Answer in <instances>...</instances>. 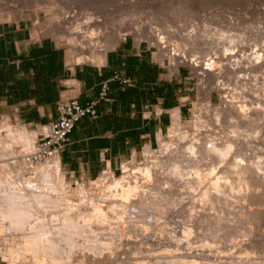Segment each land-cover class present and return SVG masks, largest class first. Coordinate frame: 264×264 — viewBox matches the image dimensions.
Wrapping results in <instances>:
<instances>
[{"label": "bare ground", "instance_id": "6f19581e", "mask_svg": "<svg viewBox=\"0 0 264 264\" xmlns=\"http://www.w3.org/2000/svg\"><path fill=\"white\" fill-rule=\"evenodd\" d=\"M51 2L54 3L55 1L52 0ZM55 5L57 4L55 3ZM10 7L5 6V8L12 9L10 12L8 10L6 12L8 18H10V16L13 15V12L20 13L23 15L27 11L25 7L20 8L19 5L13 4L10 5ZM186 8L184 6L181 7V9L179 8L178 11L176 10V13L180 15V18L182 16L181 14L186 10ZM62 12L63 11H60L63 17L62 15L58 14L47 20V25L49 27L48 31L57 34V36L64 35V37L68 38L67 41L69 42L71 48L69 52V61L76 64L90 63L93 62V60H97L96 62L103 61L106 52L112 49L114 45H116V43L118 42L121 36H125L126 31H135L136 33H140L142 30L141 29L142 26L139 25L137 26L132 23H126L125 19H121L119 20L120 23L116 25L115 28H112L108 32L105 31L101 32L99 31V28L103 27L104 25L103 23L105 21L107 22V20L102 19L101 16L93 17L91 16V14L85 15V18L83 19L84 21H81L79 23L77 22L78 21L77 19L80 18H77L76 22L74 23H78V24H76L77 26L76 27L74 26L75 28L71 30L68 29L67 24L69 23L70 25L73 24L71 22L75 17V15H71V13L69 12L64 13L65 11L63 13ZM16 13L15 15H17ZM33 16L36 24H39L40 22L39 10H34ZM72 27L73 26H71V28ZM204 28L206 29L207 27ZM159 29L155 27H151V29L148 30L149 38H151L152 41H155L154 44L156 43L160 46L161 49H164L162 51H165V49H167L166 50L167 55H170V57L174 61L180 60L182 62H186L190 64L193 69L197 70L196 72L200 76V78L209 79L210 81L212 80L213 82H215L217 84L216 86L213 87L215 90L221 91V93L225 90V89L223 90L224 86L221 85V82L218 80L220 79V76L224 75L223 73H226V70L224 69H227V67L226 68L223 67L225 65L227 66V64L223 63L224 59H227L225 58L226 55L228 57V54H232L234 56L237 54V52L232 51L233 48L232 49L225 48L226 44H224L223 45L224 53H222L220 50L215 51L214 54H211V52L207 51L210 53V55L209 53H207V55L205 53L204 54L205 57L201 56L202 58H200L198 55H196V53L191 55L190 53L187 54L184 48H186L187 44L191 45V43H194V41L197 40L196 38H198V36L202 37L201 39L207 38L209 34H211L207 32L208 30L201 31L200 33V30L197 29L196 27L189 32L187 31L188 33L186 32V34L183 32H182L183 34H181L177 31L176 32L174 31L173 33H168L167 36L166 35L167 33H165L166 30H164L165 32L163 33L161 32L162 29L160 31H157ZM234 34H236V36H234ZM234 34L232 32L229 34V30L227 29L226 31L224 29H221L218 32V35H220L218 37V41L219 42L225 41V43L226 42L229 43L230 41V43L231 42L234 43L236 47L237 45L238 47L240 45L241 51L239 52L238 56L241 57L242 59L248 58V55L245 52V50L247 49L244 48H247L250 45L255 46L256 48L260 47L259 50L253 53L255 56L253 57L256 59V61H253L254 63L251 62L246 66H242L241 67L242 69H240L238 72L249 71L250 73L261 70L264 67L263 65H261L262 63H264V53H261L259 51L261 50L262 47L264 48V42H260V40L258 42L254 39L251 38L249 39L248 37L246 38L245 36L242 35L237 37V33ZM193 35H195L196 38H193ZM168 38L171 39L178 38V39L174 41L172 40L173 43L171 44V40L169 41ZM216 38H217V34H216ZM198 39L199 40L197 41V43L201 42L200 38ZM177 40H180L181 43L178 42ZM182 42L184 44H182ZM171 45H173L174 48L173 52L170 49ZM192 46L190 47L192 48ZM190 51L193 50H189V52ZM96 52L100 53L99 57L95 55ZM250 57L249 60L251 59ZM252 60L254 59L252 58ZM228 72H231L230 68ZM211 90L213 89H210V91ZM204 95L209 97L210 96L209 90L207 93L204 92ZM227 97H229V95ZM222 98H223L222 108H219L220 107L219 105L218 106L212 105L210 99L209 100L207 99V102H204L206 105L201 104L202 106L199 107V109H197V112L194 115L195 119H193L194 121L192 125V130H184L183 118L181 117L178 109L172 111L171 125L169 126L167 132L172 137V139L174 138V140L175 139L177 140L176 143H172L171 140H170L171 142H169L168 140L166 141L163 138H159L160 139L159 153H161L160 156L159 154L153 156L152 155L154 153L152 152L153 149L150 148L149 146H146L144 148V154L151 156L152 158V160L149 159L148 160L149 162H147L146 164H142V165L135 164L132 167H128L127 165L123 164L122 176H116L111 171H110L111 174L105 172L103 173L104 175L102 174L103 176L101 178L98 177L99 180L97 179L96 182L93 181L95 183L91 182L92 183L91 185L95 186V188L91 187V185H90L91 188L89 189L87 187L81 186L79 187V189L77 188L78 191H76L72 186H70L65 180L64 176H62V170L59 160L40 162L37 163V165H34L35 166L34 167L31 163L27 162L26 155H21L16 157L12 156L10 158L8 157V159H2L3 154H1V152L8 151L9 153V148H11V146L13 147L11 149H14L15 141H17L18 144L22 143L24 145V148L26 147L29 149L32 147L33 149L34 140L36 138L35 135L36 133L29 132L26 129V127H24L23 125L21 124L13 125L10 122L6 123L0 129V158H1L0 159V234L1 233L6 234L8 232V234L6 235L3 234L4 237L2 236V238H0L2 242L4 241L6 243V245L3 244L6 246L4 247L6 248L4 249L5 250L4 252L0 246V255L2 256V258L5 259L6 261L9 260V263L11 264H17L18 263L17 260L20 259L22 260L23 258L27 259L29 254H30L29 256H32V259L34 260V262L32 260V263H36V264H43L46 261H48L49 264H82V263L84 264L86 263L87 260H88L87 262H90V264L91 262L92 264L93 263L98 264L102 260L103 262L105 261L103 264H126V262L129 259L128 260L126 259L127 261H125V263L123 260H119V258L122 259L121 255H123L124 253L123 254L120 253L119 258L118 257H117L118 259L116 258L117 260L116 262L109 261L111 258L109 255L110 254L109 249L111 247L109 249L107 248L108 251H106V253L103 250V248L106 247L107 245H108L107 247H109V244L110 246L111 245L113 246V244L108 243V241H104L102 242V244L100 243V241H98L100 243L99 245L104 246L102 250L99 249V251L101 250V252L104 251V259L102 260L100 259L101 261H99V258L96 254L90 255L91 252L94 253L97 250L98 248L97 243H96L97 246L95 247L96 250L93 247L91 248L89 247L88 248L89 250L87 249V247H85L87 249V253H82L84 252L83 250L82 252L80 251L81 253L77 252L79 249L83 248L82 246L84 244H87L88 241L91 240L90 237H95L96 234H94V236L89 235V237H86V235H88V231L92 230L93 233L94 231H97L96 229L97 227L94 226L96 222L99 223L97 225L103 224L104 226L105 224L104 226L105 228L102 225H101L102 227L101 226L100 227L101 229L102 228L107 229V233L109 232L108 235L110 238L107 237L108 238L107 240H109V242L112 241L115 243L118 239H120L122 243L124 241L129 242L130 240L132 241L134 239L133 236L138 232L147 233V230L150 229V231L151 230L153 231L154 239L152 237L150 240L148 239L147 236H146L147 238L143 237V239L142 238H138V240L135 239L134 242L136 240L138 241L136 244L137 250L139 249V251L140 250L142 251V249L143 250L147 249L148 252L153 251L154 253L156 251V249L153 248L154 246L155 248H159V249L162 248V246H164L162 244L164 243L160 244V240L158 241L157 239H155V236L158 237L160 236V234L162 235V233L167 232L168 226L171 225L172 222V221L168 222L169 217L171 216L170 214H172V212L175 211L176 207L180 208L178 206L180 205L181 201H183V198L186 197L187 199H189L188 197H192L191 199L196 202L195 199L198 196V198L204 202V203L202 202L201 204H205L206 202H209L210 204L214 205L215 202H220L219 200H221L220 198L222 196L220 197L219 195L226 193V191L224 192V190H227L225 188H229V190L233 191L235 187H238L236 186V184L238 185V183L234 182L236 180L238 182V174L245 175L248 173H254L253 171H255L254 169L255 166H253L254 167L253 168L251 167L252 165L242 166L243 164L239 165L238 163V158H241L239 156H241L240 154H242L244 151L243 146L238 147L239 145L238 136L234 139H229V140L227 139L226 141L224 140L223 144H221V142L219 144L217 143L219 141H215L218 140L216 139L215 134H214L215 136L212 134L215 139L214 138L209 139L210 137H212L211 134L206 135L207 133L206 130L204 131L206 132L205 135L204 132H202L203 129L202 127H204V129L206 128V123L204 122L205 118L203 120L204 116H202L204 114L202 113L204 112L208 113L210 111L208 110V108L210 109V107L213 109L209 113H213L212 114L213 118H215L214 120L217 119L216 120L217 123L218 120L221 118V114L225 115L224 117H226L228 120L229 118H232L233 116L235 117V115L238 116L239 114L240 116L241 114H243L242 116L243 117L245 116V119L249 118L247 117L248 115H246V113L243 112V109L246 106H244L243 104L242 105L240 104L241 105L240 106L238 105V102L237 104L234 103L235 101L234 99H233L234 101H229V99L227 100V98L224 99V96ZM254 113L256 114L255 115L256 117L254 116L255 119H252L251 122H249L250 125L255 123V121L257 122V119L260 118L259 112H254ZM220 121L221 120H219V122ZM213 123L214 122H212V124ZM236 127L238 128V126ZM1 130H5L7 132L5 136L1 135L2 134ZM208 130L210 129L208 128ZM234 132L236 131H233V133ZM209 133H211V131ZM217 133L218 132H216V134ZM236 133H238V131ZM257 133L259 134V132ZM2 136L6 137L5 141L2 140L3 138ZM235 136L236 135L232 137ZM207 143H210V145L208 146ZM173 145L176 146L174 147ZM173 149L175 150V152L172 151ZM9 154H10L9 156H11V153ZM228 157L231 158H229L228 160ZM206 159L210 160L209 163L207 160V164L205 163ZM225 161L228 162V165L222 167V169H219L217 165L218 163L216 164V162H219L220 164ZM204 163L206 165H203ZM216 167L219 169L218 171H216ZM258 176L253 177L252 175V177H250L254 181V184L255 183L258 184L259 181ZM252 180L248 179V177H244L241 180L242 183L241 185L247 187L254 186L252 184ZM260 183L261 182L259 181V184ZM257 184H255V186ZM196 192L197 194L195 196L194 194ZM219 192H221V194H219ZM193 195L196 197L195 199L193 198L194 197ZM217 205H219V203L218 204L216 203V206ZM48 212H50L49 215H51V213L53 212L51 218L50 216L48 217L47 214ZM55 213L58 214L56 215ZM61 213L63 214V217H60V219H58L57 217H59V214L60 216H62ZM46 214L48 217L47 219L49 220L46 219ZM53 217L55 218L53 220L56 221L60 220V222L57 221L56 223V221H54L55 223H53V220L52 222H50V220ZM172 217L170 220L173 219ZM111 220H117L116 222L120 223L119 225L122 224L121 228H115L118 226L116 222L115 223L117 226L114 227L115 230L113 227H109V228L106 227L107 222L109 221L111 222ZM161 220L164 222H162ZM91 223L92 225L93 224L94 225L89 230L88 227L92 226L90 225ZM6 226L7 228H9V231L7 229V232H5ZM187 227L188 226L183 228L184 236L186 233H187L186 235H188V233L192 232L191 229ZM92 228H94V230ZM86 230H87V234H86ZM91 232L89 233L91 234ZM142 233L141 235H143ZM82 234L83 236L85 235L86 238H84ZM141 235L140 237H142ZM102 237L103 236H101V238ZM129 238L131 239L128 240ZM122 239H124V241ZM144 239H147L150 242L145 241ZM63 241H66V244H64L65 246L63 245ZM96 241L97 240L95 239L93 240V242H89V243L94 244V242ZM120 241L117 242L120 243ZM104 243H107V245ZM122 243H120V245H123L124 248L127 245L129 246V243H125L126 245ZM88 244L86 246H89ZM147 245H150V247H152L153 245L152 247L153 249L150 248L149 246L147 247ZM123 247L121 246V248L119 247V249H123ZM170 247H171L170 244L165 245L163 251L169 252L172 248ZM114 248L116 249V247H113L112 250ZM116 250H113V252H115ZM119 251L121 252L122 250ZM116 253L114 254L116 255ZM118 253L116 256H118ZM147 254L145 253L144 255ZM157 255L158 254H156V256ZM135 256L138 255L136 254ZM195 256H197V254H195ZM147 257L150 258V256L148 255ZM229 257L227 259L223 258L224 260L220 258H219L220 260H216L213 258L212 259L206 258L209 259L206 264H260L258 262L257 263L252 262L250 259H249L250 261L247 259L243 260V258L242 260H238V259L236 260V258L231 259ZM155 259L157 260V258ZM146 260L143 261V263L146 262ZM170 262L172 263V261ZM155 263L157 264V262ZM135 264H139V262L137 261V263L135 262ZM191 264H197V262L194 261L193 259Z\"/></svg>", "mask_w": 264, "mask_h": 264}, {"label": "rangeland", "instance_id": "374dc122", "mask_svg": "<svg viewBox=\"0 0 264 264\" xmlns=\"http://www.w3.org/2000/svg\"><path fill=\"white\" fill-rule=\"evenodd\" d=\"M51 1L52 0H0V5H1L0 23H7V22L10 23V22H14V21L24 20V21L28 22L34 28L35 32H37V33L41 32V34L46 35L47 37L52 39L54 42H56L58 45L65 48L68 52H70V50H71L69 42L67 41L68 38L64 37V35H58L57 36V34H54L53 32L48 31L49 27L47 25V20L51 17L58 15V14L62 15L60 13V11H63V12L65 11L64 13L69 12V13H71V15H75L74 18L72 17L73 18L72 22H71L72 18L70 19V22L75 24V25H73V24L70 25V23L67 24L68 29H71V30L77 26L76 24H78L81 21H84L83 19L85 18V15H90V14L93 17L94 16L95 17L101 16L102 19L107 20V22L105 21L103 23L104 24L103 27L99 28V31H101V32H104V31L108 32L112 28H115L116 25H118L120 23L119 20H121V19H125L126 23H132V24H135L137 26L138 25L142 26L141 27L142 30L140 33H136L135 31H126L125 36H121L120 39H125L128 37H135L138 41L144 42L146 45H148L151 48V52L154 53L153 55H154L155 59L158 62H160V64L163 66V68L167 72H169L171 74L174 72H177L179 70V68L184 69L186 71L187 77H189L191 80L192 87H190L191 91H187L189 93V96H184L183 97L184 99L182 100V102H185V104H187V108L190 109L188 111V113L182 117L183 123H184V125H183L184 130H192V125H193V121H194L193 119H195L194 115L197 112V109H199V107H201L202 105H206L204 102H207V99L208 100L210 99L212 105H215V106L219 105L220 106L219 108L223 107V102H222L223 96H224V99L227 98V100L229 99V101L235 100L234 103L237 104V102H238V105L243 104L244 106L247 107V109H246V107L244 108L245 110L243 109V112H245L246 115H248L247 116V117H249L248 119L247 118L245 119V116L244 117L242 116L243 114H241V116L239 114L238 116L235 115V117L233 116L234 118L232 117V118H229V120H228L226 117H224L225 115L221 114V118L219 119V120H221L220 121L221 123L218 120V123H219L218 124L216 121L217 119L214 120L215 118H213V115H212L213 113H209L213 109L210 107V109L208 108V110H210L208 113H205V112L202 113V114H204L202 116H204L203 120L205 118L204 122L206 123V128L204 129V127H202L203 129L202 128H200V129H202V132H204L206 130L207 133L204 132V135H205V133H206V135L211 134L212 137H210L209 139L214 138L213 135L215 134L216 139H218L215 141H219V142H217L219 144H220V142H221V144H223L224 140L226 141L227 139L228 140L234 139L238 136V143H239L238 147L239 146L244 147L243 153L240 154L241 156H239L241 158H238L239 165L243 164L242 166H244V165L245 166L252 165L251 167L255 166V168L253 167L255 169V171H253L254 173H248L245 175L238 174V182H237V180L234 181V182L238 183V185L236 184V186H238V187H235L233 189V191L229 190V188H225V189H227V190H224V192L226 191V193H223L221 191L223 193V194H221V192H219V194H221L219 196L220 197L222 196V197L221 198L219 197L221 199V200H219L220 202L214 203L215 206L210 204L209 202H206L205 203L206 205L201 204L203 201H201L198 198V196H197L198 200L195 197L197 192L194 194L195 196L193 195L194 196L193 198L194 199L196 198L195 199L196 202L200 200L199 201L200 203L199 202L196 203L195 201H193L191 199L192 197H188L189 199H187L186 197L183 198V201H181L182 204L180 203L181 206L180 205L178 206L180 208L176 207L175 211L172 212V214H170L171 216L169 215L170 217H169L168 222L169 221L170 222L172 221V222H171V225L168 226L167 232L162 233V235L160 234V236H158V237L155 236V239H157L158 241L160 240V244L164 243V244H162L164 246L170 244V246L172 248L170 247L171 250L169 252L163 251L164 246H162V248L159 249V248H155V246L153 247V245H152V247L154 249H156V251L154 253H153V251H151V252L149 251L150 252L149 253L147 249H144V250L142 249V251L141 250L139 251V249L137 250L136 244L138 242L137 241L138 238L143 239V237H145V238L148 237V239L151 240V238L153 237V235H154L153 231L152 230L150 231V229L147 230V233L141 232L143 235H141V233L138 232L137 234H135L133 236L134 239L132 241L130 240L131 238H129L128 240L131 241V242L129 241L130 243L128 241H124V239H122L124 241L122 243V241H120V239H118L117 241H120V243H122V244L129 243V246L127 245L128 247L126 246L125 247L126 249H125L123 247V245H120V243H118L117 241L115 242L116 244L112 241L109 242V240H107L108 239L107 237H109V235H108L109 232L107 233V229H103V228L101 229L103 224H101L102 226L97 225V224H99L97 222L96 223L93 222V223H95V225L94 224L93 225L97 227V228L94 227L97 229V231H94V233L92 230H91L92 232L88 231V235H86V237H89V235L94 236V234H96L95 237H97V238L90 237L92 241L91 240L88 241V243H89V242H93V240L96 239L97 241L94 242L95 245L92 243L91 244L87 243L89 246H86L87 244H84L85 246L83 245L82 246L83 248L81 247L82 249H79L77 252L79 253L80 251L82 252V250H83L84 252H82V253H87V249L89 247L90 248L93 247L96 250L95 247L98 244L97 250L94 253L90 251L91 252L90 255L96 254L99 258V261L104 259V251L106 253V251H108V249L111 247L109 249L110 250L109 255L113 259V261L111 258L109 261H111V262L115 261L116 262L117 261L116 258L117 257L119 258L120 253L121 254L124 253L126 256L124 254H123L124 256L121 255L122 259L119 258V260H123L125 263V261H127L129 259L130 261L128 260L126 262V264H128V263L135 264V262L137 263V261L140 264V263H143V261H145L146 259H147L146 262H144L145 264H154L155 262H157V264H161V263H163V264L168 263L169 264V263H171L170 261H172L171 264H174L175 262H176L175 264H191L193 259H194V261L197 262V264H206L209 260L206 258H210V259L213 258L216 260H220V259L224 260L223 258L227 259L229 256H230L229 258H231V259H234V258H236V260L237 259L242 260V258H243V260H245V259L249 260L250 259L252 262H256V263L258 262L260 264H262V263L264 264V70H262V69H264V67L259 71H254V72H250V73H249V71L238 72L240 69H242L241 68L242 66H246V65L250 64L251 62L256 61L253 53L256 52L257 50H259L260 47L256 48L255 46L250 45L249 47L244 48V49H247V50H245V52L248 55V58L242 59L241 57L238 56L239 52L241 51L240 45H239V47H240L239 48L238 45L236 47V45L232 42L230 43V41H229L230 44L228 42L225 43V41H221V42L218 41V37L220 36V35H218L219 30L224 29L226 31V29H227V30H229V34L231 32L233 34L237 33V37L242 35V36H245L246 38L248 37L249 39L251 38V39H254L258 42H259V40H260V42H264V30H263L264 29V0H68V2H67V0H53V1H55L54 3H52ZM9 2H10V4H9ZM55 3L57 5H55ZM13 4L19 5L20 8L25 7L27 11L23 15L20 13L13 12V15H11L10 18H8V15H6V12H7V10L9 12L12 10V9H10L11 8L10 5H13ZM5 6L10 7V8H5ZM184 6H185V8L186 7L187 8L181 14L182 16L180 18V15L176 13V10L178 11L179 8L181 9V7H184ZM34 10H39V21H40L39 24H36V22L34 20V16H33ZM15 13L17 15H15ZM131 13H132V16H131ZM175 14H176V16H175ZM62 17H63V15H62ZM77 18H80L81 20L77 19ZM76 19L78 20L77 21L78 23H74V22H76ZM71 26H73V27L71 28ZM203 26L207 27V28L205 29ZM149 27H150V29H151V27H155L157 29L161 28L162 29L161 32H163V33L165 32L164 30H166L165 33H167L166 34L167 36H168V33H173L174 31L175 32L177 31L181 34H183V33L186 34L187 31L189 32L196 27H197V29L200 30V33H201V31L208 30L207 32L211 33V34H209V36L207 38H205L206 40L201 39L202 37L198 36V38H200L201 42L197 43V41L199 39L196 38V36H195L196 34H195V35H193V38H196L197 40L194 41V43H191V45L187 44L186 48H184L182 46L185 49V51L187 52V54L190 53V55H191V54L196 53V55H198L200 58H202L205 53H206V55L209 52H211V54H214L215 51H217V50H220L222 53H224V51H223V45L224 44H226L225 48H229V49L233 48L234 50L232 49V51L237 52V54L235 56L232 54H228V57L226 55L225 58H227V59H224V62H223V63L227 64V66L226 65L223 66L225 68L227 67V69L223 68L224 70H226V73H223L224 75L220 76V79L218 80L221 82V85H223L225 87L224 88L222 86L223 90L224 89L225 90L224 91L222 90L223 91L222 93H221V91L215 90L213 87L216 86L217 84L215 82H213L212 80L210 81L209 79L200 78V76L196 72L197 70L193 69L191 66H190L191 69L180 67V65H181L180 60L174 61L170 57V55H167V52H166L167 49H165V51H162L164 49H161L160 46L156 43H155L156 44L155 45L154 44L155 41H152V39L149 38V32H148V30H150ZM161 29H159L157 31H160ZM215 32L217 34V38H216ZM234 36H236V34H234ZM176 39H178V38H174V39L168 38L169 41L171 40V44L173 43L172 40L174 41ZM119 40H118V42H119ZM177 41L181 43L180 40H177ZM206 42H207V45H206ZM117 43H116V45H117ZM182 44H184V43L182 42ZM116 45H114V47ZM187 46H189V47H187ZM190 46H192V48ZM171 47H173V46L171 45ZM189 50H193V51L189 52ZM207 51H209V52H207ZM263 51H264V48L262 47L259 52L264 53ZM95 55L99 57L100 53L96 52ZM209 55H210V53H209ZM249 57L251 58L250 60H249ZM252 58L254 60H252ZM96 61L97 60H93V62H96ZM246 61H248V62H246ZM259 64H261V63H259ZM261 65L264 66V63H262ZM231 67H233V68H231ZM229 68H230L231 72H228ZM260 71H263V72H260ZM210 89H213V90L210 91ZM208 90L210 92L209 97L204 95V92L207 93ZM226 95L227 96L229 95V97H227ZM230 99H232V100H230ZM204 107H206V106H204ZM193 112H194V114H193ZM254 112H259L260 118H258L259 120L257 119V122L255 121V123H253L254 125L253 124L250 125L249 122H251V120L255 119V117H256L255 116L256 114ZM208 115H210V116H208ZM208 120H209V122H208ZM210 120H212V121H210ZM9 122L13 125H20V123L17 121L3 120L2 122H0V129L6 123H9ZM212 122H214V123L212 124ZM23 126L26 127L25 125H23ZM214 126H215V128H214ZM236 126H238V128ZM39 127L40 126H36L35 128L34 127H26V129L31 133H33V132L36 133L35 135H37L40 132ZM208 128L210 130H208ZM234 128H235V130H234ZM236 128H237V130H236ZM213 130H214V132L216 131L218 133L217 134H216V132L214 133ZM210 131H211V133H209ZM233 131H236V132L238 131V133H236V132L233 133ZM257 132H259V134ZM1 133H2L1 135L5 136V134L7 132L5 130H1ZM234 135H236V136L232 137ZM169 136H170L169 133L166 132L163 136V139H165L166 141L168 140L169 142L172 141V143H176L177 140L176 139L174 140V138L172 139V137L171 136L169 137ZM2 140L5 141L6 137H3ZM15 144H14V146H15L14 149H11V148H13L12 146H11V148H9V153H11V156H9L10 154L8 153V151L7 152H1V154H3L2 159H8V157L10 158L12 156L16 157V156L26 155V153H28L29 151L32 150V147L29 149L26 147L24 148V145L22 143L18 144L17 141H15ZM207 145L209 146L210 143H207ZM159 148H160L159 145L156 146L155 148H152L153 149L152 152H154L152 154L153 156L154 155L156 156V154H159V156H160L161 153H159L160 152ZM172 151L175 152L174 149ZM155 152H157V153H155ZM171 153H173V152H171ZM238 154H239V151H238ZM229 158H231V157H228V160H229ZM149 159L152 160L151 156L145 155L144 150H143L142 152L134 155L133 158H131L130 160L125 162V165H127L128 167H132L135 164L136 165H138V164L142 165V164H146L147 162H149L148 161ZM207 160L208 159H206V161H205L206 164H207ZM228 160H226V161H228ZM239 160H241V161H239ZM209 162H210V160H208V163ZM225 162L220 163V164H219V162H216V164L218 163L217 165H218L219 169H222V167H225L228 165V162H226V163ZM205 163L203 165H206ZM222 164H223V166H222ZM32 165L33 166L37 165V163H35V164L32 163ZM219 169L216 167V171H218ZM108 173L111 174V172H108ZM114 174L116 176H122L123 175V173L121 171L118 173H114ZM103 175H101L100 178ZM252 175H253V177L254 176L256 177L259 175L258 176L259 181L263 184H261V183L259 184V181H258L259 185L257 183H255V184H257L255 186L254 181L250 178V177H252ZM62 176H64L67 183L70 186H72L76 191H78L79 187H81V186L87 187L88 189L91 187L95 188V186H92L91 184L95 183L97 181V179L99 180V178H97L95 180H84V179L77 178V177H70V176L66 175L63 172V170H62ZM244 177H248V179L252 180V184L254 186H250V187H247L244 185L242 186L241 180ZM93 181H95V182H93ZM90 185H91V187H90ZM234 185H235V183H234ZM228 191H230V192H228ZM190 199H191V201H190ZM216 203L217 204L219 203V205L216 206ZM47 214H48V217L50 216V218H51L52 217L51 215L53 214V212L51 213V215H49L50 212H48ZM47 214H46V219L48 218ZM61 215L62 216H60V214H59V217H57V218L60 219V217H63L62 213H61ZM171 217L173 218L172 220H170ZM53 219H55V218L53 217L50 220V222H52ZM47 220H49V219H47ZM54 221H56V220H53V223H55ZM57 221L60 222V220H57ZM57 221H56V223H57ZM116 221L117 220H111V222L110 221L107 222L106 227H108V228L113 227L114 228L115 226L118 225L115 228H121L122 224L119 225L120 223H118ZM115 222L117 223V225ZM162 222H164V221H162ZM185 224H187V225H185ZM90 225H92V223ZM93 225L88 227L89 230L91 227H93ZM104 226H105V224H104ZM186 226H188L187 228H190L192 232L188 233V235H186L187 234L186 233L184 236L183 228ZM94 228H92V229L94 230ZM115 228H114V230H115ZM7 229L9 231V228H7V226H6L5 232H7ZM98 230H100V231H98ZM89 232H91V234ZM3 234L4 233L0 234V236H1L0 238H2V236L4 237V235L8 234V232L4 235ZM83 234H85V233H83ZM83 234H82V236H83ZM86 234H87V230H86ZM139 234L142 237H140ZM101 236H103V237L101 238ZM171 236L173 237V240H172ZM83 237L86 238L85 235ZM92 238H94V239H92ZM103 239H105V240H103ZM135 239H137V240L134 242ZM153 239H154V237H153ZM144 240L150 242L147 239H144ZM98 241H100L101 244L104 241H108V243L113 244V246L112 245L110 246V244H109V247H107L108 246L107 243H104L107 245L106 247H104L103 245H99L100 243ZM169 241L170 242L174 241V242L170 243ZM176 241H178V242H176ZM0 242H1L0 243L1 249H3V252H4L5 251L4 249H6V248H4V247H6L5 246L6 243L4 241L2 242L1 240H0ZM117 243H118V245H117ZM174 243H176V244H174ZM3 244H5V245H3ZM64 244H66V241H63V245ZM91 245H94V246H91ZM115 245H117L118 248ZM150 245H147V247L148 246L150 247ZM99 246H101V247H99ZM121 246L123 247V249H119V247L121 248ZM85 247H87V249ZM113 247H116V249H119L122 251L124 249L125 250L123 252L122 251L120 252L119 250H116L114 248L113 250H116V251L113 252V250H112ZM152 247H150V248H152ZM102 248L104 250V251H102L103 254L101 252ZM99 249H101V250L99 251ZM111 250L113 253L111 252ZM99 252H101V253H99ZM116 252L117 253L119 252L118 256H116L117 255ZM111 253H112V255H111ZM114 253H116V255ZM134 253H136L138 256H135L136 254H134ZM145 253L146 254L149 253L150 255L149 254H147V255L150 256V258L147 257V255H144ZM186 253H187V255H186ZM193 253H194V255H193ZM156 254L159 255V256L157 255L159 258L156 256ZM195 254H197L198 257L199 256H201V257L198 258L197 256H195ZM29 255H28L27 259L23 258L22 260L20 259L21 261L17 260L18 261L17 264H36V263H32V260H33L32 256H29ZM188 255H190V256H188ZM112 256H114V257H112ZM132 256H133V258H132ZM139 256H140V259H139ZM160 256H162V257H160ZM192 256H194L195 258ZM30 257H31V259H30ZM123 257L125 260L123 259ZM155 258H157V260ZM164 258H166V259H164ZM139 260H141V261H139ZM87 261H86V263L90 264V262H87ZM99 261H97V262H99ZM123 261H121V262H123ZM158 261H160V262H158ZM33 262H34V260H33ZM83 262H85V261H83ZM104 262L102 260L99 263L103 264ZM44 263L49 264L48 261H46ZM86 263H84V264H86ZM0 264H11V263H9V260L6 261L5 259H3L2 256L0 255ZM91 264H92V262H91ZM93 264H96V263H93Z\"/></svg>", "mask_w": 264, "mask_h": 264}, {"label": "crops", "instance_id": "0c3cea01", "mask_svg": "<svg viewBox=\"0 0 264 264\" xmlns=\"http://www.w3.org/2000/svg\"><path fill=\"white\" fill-rule=\"evenodd\" d=\"M153 54L144 42L128 37L103 61L76 64L65 48L28 22L0 23V122L35 128L58 118L61 99L82 106L96 102L97 117L77 122L60 150L61 169L84 180L118 173L146 146L159 145L172 111L183 117L190 110L182 102L192 87L186 71L179 68L172 77ZM104 84L109 90L102 100Z\"/></svg>", "mask_w": 264, "mask_h": 264}, {"label": "built area", "instance_id": "2783aa9c", "mask_svg": "<svg viewBox=\"0 0 264 264\" xmlns=\"http://www.w3.org/2000/svg\"><path fill=\"white\" fill-rule=\"evenodd\" d=\"M170 49L172 50L173 47H170ZM180 63V67L189 69L192 67L186 62L180 61ZM174 73L171 74L172 77ZM122 83L131 86L130 80H122ZM108 90V85L104 84L101 94L102 100L107 99ZM95 106L96 102L87 106H82L76 99L59 100L57 103L58 118L47 125L39 127L40 132L36 135L33 149L26 153L27 162L35 164L59 160V152L68 141L69 134L72 132L76 123L86 116H91L93 118L97 117Z\"/></svg>", "mask_w": 264, "mask_h": 264}]
</instances>
